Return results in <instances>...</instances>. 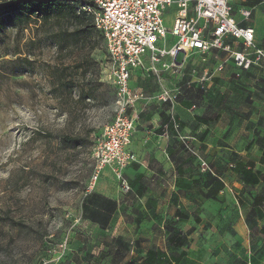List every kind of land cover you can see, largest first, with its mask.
<instances>
[{
	"label": "crops",
	"instance_id": "0c3cea01",
	"mask_svg": "<svg viewBox=\"0 0 264 264\" xmlns=\"http://www.w3.org/2000/svg\"><path fill=\"white\" fill-rule=\"evenodd\" d=\"M231 2L235 19L253 27L264 47V0ZM243 9L251 10L250 18ZM226 40L243 48L233 37ZM195 53V59L194 53L176 58L178 67L158 65L178 80L192 69L194 87L184 83L160 105L145 94L136 105L128 148L139 160L125 170L131 189L101 182L103 188L82 200L88 227L129 244V259L113 264H141L152 247L173 264H264V65L242 69L226 52ZM137 70L148 69L132 73V87L142 90L133 82ZM177 236L186 244L175 246Z\"/></svg>",
	"mask_w": 264,
	"mask_h": 264
},
{
	"label": "rangeland",
	"instance_id": "374dc122",
	"mask_svg": "<svg viewBox=\"0 0 264 264\" xmlns=\"http://www.w3.org/2000/svg\"><path fill=\"white\" fill-rule=\"evenodd\" d=\"M175 9L165 12L168 27ZM10 15L0 18V264L125 262L128 249L117 247L111 235L93 230L81 218L87 191L103 188L101 182L120 187L106 168L90 188L94 144L118 103L104 41L95 33L86 46L61 44L59 34L73 29L71 21L40 25L25 15ZM168 39L173 40L170 35ZM88 51L96 63L86 75L71 66L65 69ZM60 69L73 81L66 88L58 86ZM190 72L178 80L160 69L137 70L133 82L160 105L157 97L163 89L175 97L184 83L194 87ZM84 88L94 89L97 98L80 97Z\"/></svg>",
	"mask_w": 264,
	"mask_h": 264
},
{
	"label": "built area",
	"instance_id": "2783aa9c",
	"mask_svg": "<svg viewBox=\"0 0 264 264\" xmlns=\"http://www.w3.org/2000/svg\"><path fill=\"white\" fill-rule=\"evenodd\" d=\"M173 6L176 8L173 22L168 27L165 12ZM84 8L104 36L106 69L118 97L114 117L103 126L94 144L95 166L90 188H94L104 169L109 168L121 190L128 192L131 188L125 170L139 160L128 148L136 129L135 109L138 102L147 99L142 90L132 87L133 71L138 68L157 71L158 65L165 69L178 67L179 53L204 55L212 50L226 52L242 69L262 67L264 47L257 44L253 27L241 26L235 19L231 0H92ZM241 13L244 19L251 16L250 9H243ZM227 37H233L243 48L235 49ZM160 39L162 44H158ZM146 54L149 67H146ZM167 57L171 60L166 61ZM222 68L223 64L219 66ZM157 98L169 101L171 91L163 89ZM201 167L209 169L203 159Z\"/></svg>",
	"mask_w": 264,
	"mask_h": 264
},
{
	"label": "trees",
	"instance_id": "16d2710c",
	"mask_svg": "<svg viewBox=\"0 0 264 264\" xmlns=\"http://www.w3.org/2000/svg\"><path fill=\"white\" fill-rule=\"evenodd\" d=\"M92 3V0H7L6 2H0V18L3 14H6L8 18L12 17L11 13H19L20 16H27L34 19L36 23L40 25L61 23L62 21L69 20L74 25L71 31L67 30L63 34H59L61 44L68 45L69 43L83 44L86 46L87 40H89L93 34H98L104 41L103 34L96 28L92 15L84 8V5ZM6 17V18H7ZM94 48V46L92 47ZM106 51V49H105ZM96 61L91 57L90 51L81 58L74 61L71 65L65 66V69L75 68L77 72L86 75L87 69L91 64H95ZM69 66V67H68ZM58 86L65 87L71 84L73 81H69L66 75L63 74L62 69L57 71ZM72 87L74 84L71 85ZM72 91L70 92V94ZM63 95V92L61 93ZM80 97L96 99L97 94L94 89H82ZM43 136H49L47 133ZM70 143L74 142V139L64 137ZM117 243V247H124L128 249L129 244L123 241L120 237L114 239ZM186 240L175 237L173 244L180 246L186 244ZM163 254L155 247L150 248L147 251L145 259L141 264H154L156 262H163L164 264H173L168 258H163ZM128 264H138L135 261H130Z\"/></svg>",
	"mask_w": 264,
	"mask_h": 264
}]
</instances>
